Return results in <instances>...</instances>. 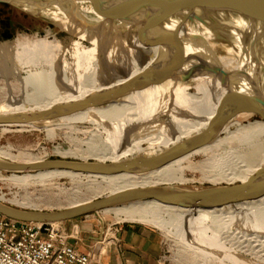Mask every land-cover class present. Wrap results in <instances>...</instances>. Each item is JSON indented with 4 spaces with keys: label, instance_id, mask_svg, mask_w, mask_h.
Segmentation results:
<instances>
[{
    "label": "bare ground",
    "instance_id": "bare-ground-1",
    "mask_svg": "<svg viewBox=\"0 0 264 264\" xmlns=\"http://www.w3.org/2000/svg\"><path fill=\"white\" fill-rule=\"evenodd\" d=\"M122 10L123 5L120 2L107 0H56L51 4L47 9V16L53 24L65 31L69 37L78 38L95 46L105 54L110 63L107 66H99L87 63L80 65L75 62L66 72L55 70L29 74L24 77L23 82V88L30 90L25 100L1 108L0 115L41 111L56 103L82 99L87 94L103 88L129 82L158 61L165 53L166 39L145 37L126 24L115 25L114 22ZM63 13H67L69 17L61 19L59 15ZM78 15L87 17V21H83ZM191 19L181 24L180 34L184 42V54L188 64L203 76L181 82L161 79L119 103L92 108L83 113L41 124L59 122L64 125L63 127H71L73 123H89L96 126L105 134L104 144L93 151L99 163L117 162L134 157L137 153L151 156L208 128L216 119L223 100L224 89L219 83L221 78L232 80L240 78L243 74L248 75L249 78L255 77L256 62L260 63L256 51L264 39V27L237 16L225 23H207L206 27H200L201 25ZM178 24V20L172 19L164 24V28L173 30ZM214 39L230 41L231 45L224 55H218L214 45L208 43ZM80 70L86 80L81 79ZM259 78L264 91V72H260ZM188 91L195 93L191 94ZM162 116L166 120H160ZM253 117H258L253 111L239 114L229 121L212 144L198 148L192 154L152 173L136 176L122 174L105 178L84 176L103 180V186L109 195L130 189L164 186V182L173 180L182 182L178 174L182 170L180 164L184 159L199 154L203 158L208 157L201 163L203 165H222L228 156L234 154L233 151L238 144L245 140L256 143L258 139L264 137V120L260 118V121H251ZM25 126L36 128L38 125ZM69 154L65 152L60 156L65 157ZM0 159L22 164L33 163L21 162L17 157H10L2 152ZM242 161L245 166L252 161L259 163V166L251 170L246 169L239 184H244L264 166V143L259 149L246 153ZM59 175L72 179L80 174L42 171V173L21 176L11 174L8 178H4L0 173V180L25 184L34 176L54 178ZM217 177L224 176L217 174L212 179ZM218 180L220 179L215 181ZM0 203L10 206L21 205L14 197L5 199L2 195H0ZM77 204L79 203H74L72 206ZM109 211L113 212L120 221L155 228L162 227L164 219L170 216V221L166 225H173L178 234V238L173 237L174 243H178L180 247L190 251L192 256L200 260L220 257L236 264L252 263L239 257L234 250L226 248L223 243H228L230 246L237 243V247L246 249L248 233L254 232L252 229L264 228V195L257 200L215 209H183L163 205L157 201H141L106 210L103 213ZM180 223L198 231L199 234L197 233L193 239L186 237L183 235L184 231L180 229ZM251 250L249 248L246 251H250L253 255L258 254L264 261V254Z\"/></svg>",
    "mask_w": 264,
    "mask_h": 264
},
{
    "label": "water",
    "instance_id": "water-1",
    "mask_svg": "<svg viewBox=\"0 0 264 264\" xmlns=\"http://www.w3.org/2000/svg\"><path fill=\"white\" fill-rule=\"evenodd\" d=\"M56 0H0V5L8 6L33 19H43L47 9ZM100 1V0H88ZM120 2L123 10L115 25L133 27L135 32L145 37H162L166 39L165 53L147 70L124 84L103 88V90L87 94L86 97L66 103H56L41 111L0 115V126L39 125L43 122L55 121L72 115L83 113L89 109L119 103L126 97L149 87L161 79L188 81L203 76L188 64L184 54V42L180 34L181 24L190 20L206 27L207 23L216 24L215 16L229 14L244 17L256 25L264 27V0H107ZM73 13L75 11H72ZM67 13L59 15L67 19ZM83 21L87 17L78 15ZM58 17V18H59ZM178 20L175 29L164 28L170 20ZM132 24H134L132 26ZM255 52V51H254ZM257 57L258 51H256ZM259 62L261 59L259 57ZM260 63L257 64L255 77L243 74L240 78L229 80L221 78L220 86L224 89L221 107L214 122L206 129L190 136L166 150L151 156L137 153L136 156L117 162H86L77 160H42L33 163H16L0 159V172L3 173H42L69 172L96 177H117L125 175H143L160 170L167 164L182 159L210 145L222 133L226 125L239 114L253 111L264 120V91L259 83ZM259 64V65H258ZM264 195V166L250 176L244 184L231 187H215L191 191L173 186H152L121 191L106 195L103 198L90 199L74 206L55 212L23 210L0 203V216L21 223L59 224L75 221L82 217L119 208L123 205L141 201H157L163 205H171L187 209H215L231 204L245 203L260 199ZM104 238V224L99 230L98 242Z\"/></svg>",
    "mask_w": 264,
    "mask_h": 264
},
{
    "label": "rangeland",
    "instance_id": "rangeland-1",
    "mask_svg": "<svg viewBox=\"0 0 264 264\" xmlns=\"http://www.w3.org/2000/svg\"><path fill=\"white\" fill-rule=\"evenodd\" d=\"M215 19L217 23H225L226 21H232L234 16L218 14ZM208 43L214 45L218 55H224L231 45L230 41L225 42L221 39H214ZM257 51L262 63L259 71L263 73L264 39L259 44ZM75 62L80 65L87 63L99 66H107L110 63L102 51L95 46H91L88 42L69 37L65 31L60 30L59 27L53 24L50 18L44 17L36 20L21 14L13 8L0 5V109L9 106L13 102L18 103L25 100L27 93L30 91L29 88H23L24 77L27 75L40 72L47 73L55 70L66 72L71 68L72 63ZM79 72L81 79L86 80L82 70ZM188 93L193 94L195 92L188 91ZM162 117L159 119L166 120L165 117ZM250 120L260 121V118L253 117ZM63 126L59 122L49 125L41 124L36 128L29 126H0V152L10 157H17L24 163L58 159L99 162L93 151L104 144L105 134L89 123H73L71 127ZM263 143L264 137L258 139L256 143L245 140V142L238 144L233 151L234 154L228 156L222 165H203L201 163L208 157L203 158L199 154L192 155L184 159L180 164L182 170L178 177L182 179V182L173 180L164 182L163 185L191 191L238 185L246 169L251 170L259 166L256 161H252L245 166L242 159L246 153L259 149ZM65 152L70 154L65 157L60 156ZM0 173L4 178H8L11 174L19 176L34 174ZM217 174L224 177L212 179ZM217 179L220 180L215 181ZM212 180L215 182H212ZM0 195L5 199L14 197L21 205L12 206L19 209L55 212L72 206L74 203L106 197L109 192L103 186V180L94 177L87 178L80 174L72 179L61 175L54 178L34 176L25 184L0 180ZM231 205L234 206L235 204ZM174 218L175 220L177 219L176 217ZM171 220L173 221L174 219L172 218ZM85 221L94 223L96 229L101 224L114 225L118 229L124 224H131L118 220L113 212L109 211L75 219V221L69 222V225L75 226L79 222ZM169 221L170 216L165 218L162 227L158 228L142 225L160 234L161 256L164 263L236 264L220 257L215 259L201 258L200 260V258L192 256L190 251L184 250L178 243L173 242V237L178 238V234L174 230L173 225H166ZM180 229L184 231L183 235L192 239L198 233L192 228L183 226L182 223H180ZM252 231L254 232L248 233L247 239L249 238V240L248 242L246 241L248 245L246 249H240L237 247V243L232 245L233 247L228 243H223V245L234 250L239 257L252 264H264V261L261 260L263 257H259L258 254H255V256L250 251H246L250 248L252 249L251 251L254 250L264 254V228L252 229Z\"/></svg>",
    "mask_w": 264,
    "mask_h": 264
},
{
    "label": "built area",
    "instance_id": "built-area-1",
    "mask_svg": "<svg viewBox=\"0 0 264 264\" xmlns=\"http://www.w3.org/2000/svg\"><path fill=\"white\" fill-rule=\"evenodd\" d=\"M63 224H27L0 216V264H90L88 256L69 244L72 236ZM117 231L104 224L102 242L116 240Z\"/></svg>",
    "mask_w": 264,
    "mask_h": 264
},
{
    "label": "crops",
    "instance_id": "crops-1",
    "mask_svg": "<svg viewBox=\"0 0 264 264\" xmlns=\"http://www.w3.org/2000/svg\"><path fill=\"white\" fill-rule=\"evenodd\" d=\"M69 224H63L65 232L72 236L69 244L88 256L90 264H166L161 256L160 234L147 227L124 224L116 232V240L109 241L107 237L98 242L100 229L94 223Z\"/></svg>",
    "mask_w": 264,
    "mask_h": 264
},
{
    "label": "trees",
    "instance_id": "trees-1",
    "mask_svg": "<svg viewBox=\"0 0 264 264\" xmlns=\"http://www.w3.org/2000/svg\"><path fill=\"white\" fill-rule=\"evenodd\" d=\"M1 6H4V5H1ZM4 7H7V6H4Z\"/></svg>",
    "mask_w": 264,
    "mask_h": 264
}]
</instances>
